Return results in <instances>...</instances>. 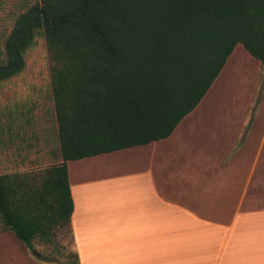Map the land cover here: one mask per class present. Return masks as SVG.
Returning a JSON list of instances; mask_svg holds the SVG:
<instances>
[{
	"label": "trees",
	"instance_id": "trees-1",
	"mask_svg": "<svg viewBox=\"0 0 264 264\" xmlns=\"http://www.w3.org/2000/svg\"><path fill=\"white\" fill-rule=\"evenodd\" d=\"M38 31L61 162L0 174L2 227L28 248L61 228L73 241L68 161L167 138L237 44L264 67V0H36L4 40L0 82L23 69Z\"/></svg>",
	"mask_w": 264,
	"mask_h": 264
},
{
	"label": "crops",
	"instance_id": "crops-1",
	"mask_svg": "<svg viewBox=\"0 0 264 264\" xmlns=\"http://www.w3.org/2000/svg\"><path fill=\"white\" fill-rule=\"evenodd\" d=\"M238 45L167 138L67 162L79 264H264V67ZM236 81L244 110L222 111ZM34 141L15 149L19 169L61 162L58 142ZM13 148L0 143L5 169ZM0 264L66 263L2 227Z\"/></svg>",
	"mask_w": 264,
	"mask_h": 264
},
{
	"label": "rangeland",
	"instance_id": "rangeland-1",
	"mask_svg": "<svg viewBox=\"0 0 264 264\" xmlns=\"http://www.w3.org/2000/svg\"><path fill=\"white\" fill-rule=\"evenodd\" d=\"M35 1L0 0V50L3 49L4 40L17 16ZM242 48V45H238V50H243ZM228 89L229 96L224 94L221 110H244L245 96L233 95L240 91V81L231 82ZM37 135L41 140L37 143L41 151L46 147L51 154L55 152L58 142L57 129L50 88L49 62L42 31L35 34L32 46L25 52L23 69L17 75L0 82V143L10 142L14 147L11 153L9 152V173L38 171L53 164L51 158L41 155L38 165L33 168L23 170L17 166L15 149L21 150L26 144L35 142L34 136ZM7 169L0 163V174L5 173ZM33 246L39 248L41 256L50 260L66 264L73 260L74 243L71 235L63 228L56 231L53 243L35 238Z\"/></svg>",
	"mask_w": 264,
	"mask_h": 264
}]
</instances>
